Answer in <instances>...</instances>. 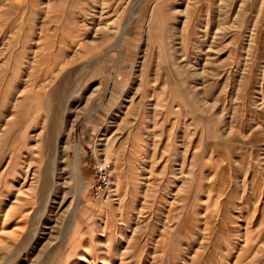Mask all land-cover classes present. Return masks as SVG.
<instances>
[{
  "label": "rangeland",
  "instance_id": "obj_1",
  "mask_svg": "<svg viewBox=\"0 0 264 264\" xmlns=\"http://www.w3.org/2000/svg\"><path fill=\"white\" fill-rule=\"evenodd\" d=\"M0 264H264V0H0Z\"/></svg>",
  "mask_w": 264,
  "mask_h": 264
},
{
  "label": "built area",
  "instance_id": "obj_2",
  "mask_svg": "<svg viewBox=\"0 0 264 264\" xmlns=\"http://www.w3.org/2000/svg\"><path fill=\"white\" fill-rule=\"evenodd\" d=\"M92 194L98 199L105 200L110 196V177L107 163H95L92 166Z\"/></svg>",
  "mask_w": 264,
  "mask_h": 264
}]
</instances>
